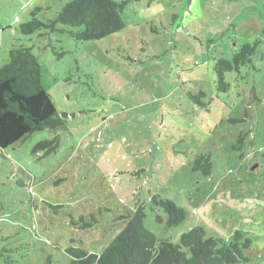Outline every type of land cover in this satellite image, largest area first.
<instances>
[{
	"label": "rangeland",
	"instance_id": "1",
	"mask_svg": "<svg viewBox=\"0 0 264 264\" xmlns=\"http://www.w3.org/2000/svg\"><path fill=\"white\" fill-rule=\"evenodd\" d=\"M71 1L0 0V68L11 49H31L67 116L0 150V264H69L72 247L99 254L141 208L159 241L178 244L195 227L224 242L239 231L248 264H264V0H114L127 2L124 28L89 42L50 27ZM35 9L49 27L24 35ZM256 42L219 91L216 60ZM55 136L54 153L34 152ZM205 154L209 177L191 170ZM156 197L186 220L167 227ZM80 218L98 224L81 230Z\"/></svg>",
	"mask_w": 264,
	"mask_h": 264
},
{
	"label": "trees",
	"instance_id": "2",
	"mask_svg": "<svg viewBox=\"0 0 264 264\" xmlns=\"http://www.w3.org/2000/svg\"><path fill=\"white\" fill-rule=\"evenodd\" d=\"M127 2L114 0H73L62 7L50 27L60 25L75 41H97L111 36L124 28L122 11ZM40 12H31L32 20L21 25L24 35H31L42 27H49L36 19ZM242 46L228 61L216 60L214 73L217 89L225 92L229 84L225 74L238 71L250 64L257 52V44ZM9 62L0 68V150L7 149L29 135L48 130L56 132L66 124V115H59L41 83V69L31 49L18 47L9 51ZM204 94L191 96L195 103ZM200 105H202L200 103ZM233 123L236 121H232ZM58 137L41 141L34 147L41 158L54 153L58 148ZM191 170L209 177L212 170L210 156L196 155ZM167 215V227H176L186 220L187 213L169 200L153 198ZM144 212L137 210L126 227L99 254L90 253L79 247L66 250L69 264H248L244 252L251 246V240L241 232L234 233L230 241L207 237L203 227H195L182 234L178 244L159 241L154 234L143 227ZM81 230L98 224L80 218ZM73 226L75 222L71 221Z\"/></svg>",
	"mask_w": 264,
	"mask_h": 264
}]
</instances>
